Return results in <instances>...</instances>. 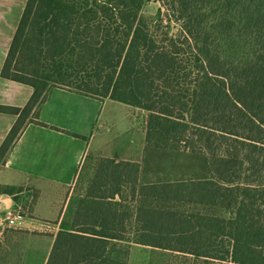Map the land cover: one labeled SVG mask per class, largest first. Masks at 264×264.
<instances>
[{
	"label": "trees",
	"instance_id": "trees-1",
	"mask_svg": "<svg viewBox=\"0 0 264 264\" xmlns=\"http://www.w3.org/2000/svg\"><path fill=\"white\" fill-rule=\"evenodd\" d=\"M162 1L27 0L2 76L34 92L0 105V166L56 87L149 112L142 162L96 157L47 264H128L118 241L264 264V0Z\"/></svg>",
	"mask_w": 264,
	"mask_h": 264
},
{
	"label": "crops",
	"instance_id": "crops-1",
	"mask_svg": "<svg viewBox=\"0 0 264 264\" xmlns=\"http://www.w3.org/2000/svg\"><path fill=\"white\" fill-rule=\"evenodd\" d=\"M26 4L27 0H0V105L24 107L34 92L33 86L2 76ZM133 108L137 107L109 98L101 100L63 87L54 88L39 112V120L47 126L35 122L26 125L8 152L5 163L0 166V184L29 186L36 190L32 214L42 221H57L55 225L60 228L55 237L67 213L73 215V209L69 211L70 201L88 156L142 162L146 127L143 128L144 138L138 143L132 136L121 141L113 135L119 121L131 118ZM17 117L0 112V146ZM83 193L81 190L80 195ZM23 203L0 194V216L3 217L9 209L18 210ZM26 224L24 220H17L11 224L13 226L1 231L0 244L13 238L9 229ZM51 250L49 247L42 264H47Z\"/></svg>",
	"mask_w": 264,
	"mask_h": 264
},
{
	"label": "rangeland",
	"instance_id": "rangeland-1",
	"mask_svg": "<svg viewBox=\"0 0 264 264\" xmlns=\"http://www.w3.org/2000/svg\"><path fill=\"white\" fill-rule=\"evenodd\" d=\"M160 9L163 12L166 11L162 0H148L144 12L147 15H155L159 13ZM177 28L178 26L174 22L172 32L177 31ZM130 115L131 118L129 120L119 121L113 135L114 138L119 137L117 140L121 141L126 140L127 136H132L133 141L135 140L138 143L139 139L144 138L143 128L146 127L149 112L133 108ZM115 118L117 119L119 116ZM97 158L96 156H89L86 159L81 175L74 186L73 196L69 205L70 212L72 209L74 211V206L78 199L77 194L81 192L93 176L95 166L98 164ZM0 192H2L0 194L11 197L13 200L24 201L23 206L19 208L20 214L26 218L22 220L31 225L26 226V224L25 226L21 225L17 226V228L9 229L11 230L9 234L13 238L7 241L4 240V243L0 244V264H42V258L48 254V248L53 247L54 234L60 228L55 225L57 221H42L39 217L32 214L33 204L37 198V191L29 186H6L0 184ZM72 219L73 215L70 216V213H67L63 222L67 221V223H71ZM115 243L117 246L112 248L114 249L113 254L116 257L126 259L128 264H167L173 259L172 252L169 250L141 245L134 241H118ZM38 253H41V255L39 256Z\"/></svg>",
	"mask_w": 264,
	"mask_h": 264
},
{
	"label": "built area",
	"instance_id": "built-area-1",
	"mask_svg": "<svg viewBox=\"0 0 264 264\" xmlns=\"http://www.w3.org/2000/svg\"><path fill=\"white\" fill-rule=\"evenodd\" d=\"M23 216L20 214V210L9 209L4 213L3 217H0V231L7 229L11 224L15 223L17 220L21 221ZM13 226V225H11Z\"/></svg>",
	"mask_w": 264,
	"mask_h": 264
}]
</instances>
